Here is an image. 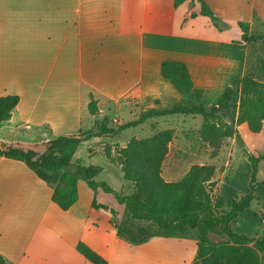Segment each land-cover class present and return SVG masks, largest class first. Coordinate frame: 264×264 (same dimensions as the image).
<instances>
[{"label": "crops", "instance_id": "0c3cea01", "mask_svg": "<svg viewBox=\"0 0 264 264\" xmlns=\"http://www.w3.org/2000/svg\"><path fill=\"white\" fill-rule=\"evenodd\" d=\"M171 1L0 0V96H20L12 117L0 123V140L32 144L89 129L96 121L88 109L92 97L101 113L128 107L133 115L128 121L137 119L136 113L187 103L191 94L180 92L163 76L167 59L184 61L195 86L204 89L199 99L215 102L244 74L247 45L235 42L242 31L236 38L186 32L199 18L201 4L187 0L172 9ZM195 3L200 8H194ZM246 145L237 131L220 175L221 195L234 149L245 151ZM263 162L264 157L259 169ZM251 171L250 163V177ZM52 191L25 162L0 156V254L12 263L94 264L77 250L80 240L109 264L195 261L198 244L193 234L153 236L141 244L119 236L113 212L93 207L96 195L118 214L122 203L111 193H95L79 180V198L64 210L52 200ZM225 198L229 206L233 197ZM256 198L257 206L252 201L231 224L238 233L262 238L264 196Z\"/></svg>", "mask_w": 264, "mask_h": 264}, {"label": "trees", "instance_id": "16d2710c", "mask_svg": "<svg viewBox=\"0 0 264 264\" xmlns=\"http://www.w3.org/2000/svg\"><path fill=\"white\" fill-rule=\"evenodd\" d=\"M185 1L187 0H174V7L177 8ZM197 1L201 4L200 13L209 16L218 25L220 17L211 4L207 0ZM238 24L242 36L236 43L249 46L258 39L264 40L263 32L251 33L249 22L241 20ZM262 63L264 64V61ZM162 73L180 92L191 94L189 102L143 113L137 119L121 123L117 128L108 125L111 119L105 115L96 117L94 126L89 129L70 131L32 144L19 139H2L0 156L25 162L38 177L52 187V200L64 210L69 209L78 200V181L81 177L95 193L103 190L113 194L125 206L126 220L114 222L117 233L129 243L141 244L153 236L174 237L197 230L198 251L193 264H264V237L238 233L231 224L256 198V176L264 154L248 152L252 167L250 190L244 194H236L229 206L223 195L215 199L211 196L208 187L212 186L215 175V166L212 164L194 165L178 181H167L162 176V164L168 152V143L174 135L171 128L141 140L133 137L121 148L124 178L135 185V191L128 195L119 193L105 180H96L95 177L103 170L102 166L93 163L84 165L79 158L77 149L83 141L135 127L154 116L177 113L202 115L201 138L211 145L218 144L224 138L233 137L237 132V117L233 113V108L236 107L240 110L238 119L246 121L251 131H261L264 120V82L257 81L245 73L244 76L234 79L214 103L207 105L197 100L204 96V89L195 86L189 67L184 61L165 60ZM262 76L264 77V74ZM257 85H260V91L262 90L259 97H247V93L243 91L241 103L237 106L234 99L239 86L255 88ZM19 101L18 94L0 96V123L12 117ZM97 102L98 100L92 97L88 104L93 115L99 110ZM223 114L229 116L227 122L221 117ZM93 207L110 209L116 214L115 209L99 203L96 195ZM212 232L226 239L214 242L209 235ZM77 250L94 264H109L104 256L83 240L78 242ZM0 264L14 263L0 254Z\"/></svg>", "mask_w": 264, "mask_h": 264}, {"label": "rangeland", "instance_id": "374dc122", "mask_svg": "<svg viewBox=\"0 0 264 264\" xmlns=\"http://www.w3.org/2000/svg\"><path fill=\"white\" fill-rule=\"evenodd\" d=\"M208 1L211 6L215 8L216 14L220 17V20L217 21L218 25H216L209 16L200 14L196 22H194L186 32L196 30L203 35L236 38L241 35L238 21L242 20L250 23L251 33H264V0ZM171 6L172 9L175 8L173 0L171 1ZM193 7L194 5L191 6V8ZM197 7L200 8V4L195 3L194 8ZM179 13H182L181 10ZM180 25L181 24H178V28H180ZM262 61H264V40L258 39L247 46L245 69L242 76L248 73L255 80L264 82V77L262 76L264 74V64ZM260 89V85L255 86V88L252 86H239L234 102L237 103V106L240 105V97L243 95V91L247 93V97L258 98L259 94L262 93ZM199 101L201 100L199 99ZM203 102L207 105L212 104L206 101ZM130 111L131 109L128 107L121 108V106H116L102 113L98 110L95 117H104L108 115L111 119L108 125L117 128L121 123H124L119 121L120 118L125 122L133 118ZM233 113L235 117H237L235 128L242 135L244 140H246L247 145L244 148L245 151L241 150L240 152L238 148L234 149L233 160L230 167L231 170L225 179L227 184L222 185V193L228 198L249 191L250 163L247 156L248 152L252 151L255 154L264 152V121L260 132H252L246 121L238 119L240 114L239 107L233 108ZM140 115L141 113H136L134 117H139ZM85 117L90 116L87 114ZM221 117H224V121H228L229 116L223 114ZM145 122L148 123L145 126L139 125L137 127H131L124 131L102 135L100 138H93L81 143L77 150V154L82 160V163L84 165L93 163L103 167L101 173L95 177L96 180H105L109 182L111 186L115 187V190L123 195L133 193L135 191L134 183L124 178L121 165V148L124 147V145L126 146L133 137L141 140L162 130L171 128L174 131V135L172 140L168 143V152L162 164V176L167 181H178L184 177L192 166L211 165L213 160L216 163L212 164L215 166L214 182L212 186L208 188L214 199L221 195V186L219 183L221 179L220 175L226 167L227 160L230 158L232 137L224 138L216 145H211L203 141L200 134V129L203 125V116L200 114L196 116L185 114L154 116L147 119ZM86 126L87 125H85V128H87ZM2 132L0 131V135ZM20 136L21 135H17V137ZM79 180L86 182L83 177ZM256 182L255 194L264 196V162L256 176ZM257 199L258 198L253 199L252 206H257ZM119 207V213L117 214L116 212V214H113L114 222L126 220L124 205L120 204ZM188 234L198 236V231L192 230ZM209 235L214 242H220L226 239V237L214 232Z\"/></svg>", "mask_w": 264, "mask_h": 264}]
</instances>
